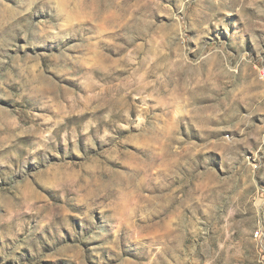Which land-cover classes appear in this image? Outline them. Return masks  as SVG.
<instances>
[{"label": "rangeland", "instance_id": "obj_1", "mask_svg": "<svg viewBox=\"0 0 264 264\" xmlns=\"http://www.w3.org/2000/svg\"><path fill=\"white\" fill-rule=\"evenodd\" d=\"M264 0H0V264H264Z\"/></svg>", "mask_w": 264, "mask_h": 264}, {"label": "built area", "instance_id": "obj_2", "mask_svg": "<svg viewBox=\"0 0 264 264\" xmlns=\"http://www.w3.org/2000/svg\"><path fill=\"white\" fill-rule=\"evenodd\" d=\"M263 76H264V73H263Z\"/></svg>", "mask_w": 264, "mask_h": 264}]
</instances>
